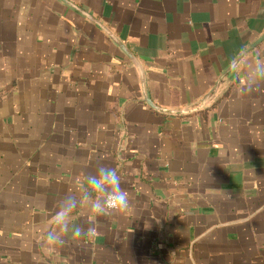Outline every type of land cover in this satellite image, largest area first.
<instances>
[{
    "label": "crops",
    "instance_id": "obj_1",
    "mask_svg": "<svg viewBox=\"0 0 264 264\" xmlns=\"http://www.w3.org/2000/svg\"><path fill=\"white\" fill-rule=\"evenodd\" d=\"M248 59L264 0H0V264H264V84L241 95L231 71ZM98 164L130 209L82 207L95 236L46 250Z\"/></svg>",
    "mask_w": 264,
    "mask_h": 264
},
{
    "label": "clouds",
    "instance_id": "obj_2",
    "mask_svg": "<svg viewBox=\"0 0 264 264\" xmlns=\"http://www.w3.org/2000/svg\"><path fill=\"white\" fill-rule=\"evenodd\" d=\"M231 71L237 78L241 95L257 91L264 84V60L236 61ZM82 207H87L94 216H120L128 212L130 194L122 187V178L113 167L98 164L94 173L85 176L84 187L78 194L69 191L63 196L43 241L46 250L62 247L69 233L74 240L84 235L95 236L96 229L91 223L86 228L73 223V213Z\"/></svg>",
    "mask_w": 264,
    "mask_h": 264
},
{
    "label": "water",
    "instance_id": "obj_3",
    "mask_svg": "<svg viewBox=\"0 0 264 264\" xmlns=\"http://www.w3.org/2000/svg\"><path fill=\"white\" fill-rule=\"evenodd\" d=\"M64 1V0H62ZM68 4V6H70L71 8H73L74 10L78 11L79 13H81L82 15H84L86 18H88L89 20H91L94 24H96L125 54L126 56L132 60L133 58L130 56V53L126 50V48H124L117 40L116 38L104 27L102 26L97 20L93 19L91 16H89L88 14H86L85 12H83L82 10H80L78 7L73 6L72 4L65 2ZM145 102L151 106L150 102L148 101V99H145Z\"/></svg>",
    "mask_w": 264,
    "mask_h": 264
}]
</instances>
